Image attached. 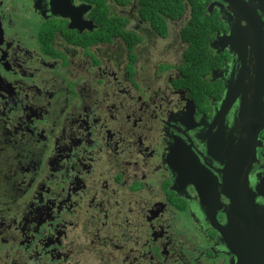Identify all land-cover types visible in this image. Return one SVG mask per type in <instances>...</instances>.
Returning <instances> with one entry per match:
<instances>
[{
	"label": "flooded vegetation",
	"instance_id": "af4514ba",
	"mask_svg": "<svg viewBox=\"0 0 264 264\" xmlns=\"http://www.w3.org/2000/svg\"><path fill=\"white\" fill-rule=\"evenodd\" d=\"M262 92L264 0H0V264H263L226 230Z\"/></svg>",
	"mask_w": 264,
	"mask_h": 264
},
{
	"label": "water",
	"instance_id": "95a60500",
	"mask_svg": "<svg viewBox=\"0 0 264 264\" xmlns=\"http://www.w3.org/2000/svg\"><path fill=\"white\" fill-rule=\"evenodd\" d=\"M230 91L231 89L228 93ZM260 93L250 95V98H253V103H250V98H247L242 93L240 118L247 119V122L245 131L241 133L243 136L237 145H234L233 142L231 143L233 155L231 165L233 166L229 168L228 177L236 172L235 176H237L238 180L232 182L230 185V214L234 213L235 218L229 219L226 230L231 232L230 241L237 242L236 247H234L236 250L232 248L235 253L238 255H248L251 250L248 246L254 244L257 249V252L254 253H257L261 257V260L264 261V214L259 211L261 207L255 203L254 193L250 189L249 184H247L250 165L252 161L256 160L255 152L257 146L260 144L257 139L258 133L260 129L264 128L263 92L262 94ZM236 95L238 97L239 93L233 94L231 92L230 95L226 96L224 101L231 103L236 98ZM241 122L245 123L243 120ZM256 122L259 124L258 126H255ZM245 162L248 163L245 164ZM246 166L247 170L245 169ZM240 178L246 182L240 183Z\"/></svg>",
	"mask_w": 264,
	"mask_h": 264
},
{
	"label": "trees",
	"instance_id": "16d2710c",
	"mask_svg": "<svg viewBox=\"0 0 264 264\" xmlns=\"http://www.w3.org/2000/svg\"><path fill=\"white\" fill-rule=\"evenodd\" d=\"M192 26H193V25H192ZM197 40H199V39L192 40V41H194V42H192V44H197V46H198V47H201V46H200L201 44L199 45V43H198V41H197ZM204 43L207 45V43H206V42H204ZM195 47H196V46L194 45V46H193V48H195Z\"/></svg>",
	"mask_w": 264,
	"mask_h": 264
}]
</instances>
